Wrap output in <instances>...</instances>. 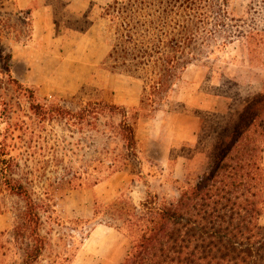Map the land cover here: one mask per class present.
<instances>
[{
    "label": "rangeland",
    "instance_id": "obj_1",
    "mask_svg": "<svg viewBox=\"0 0 264 264\" xmlns=\"http://www.w3.org/2000/svg\"><path fill=\"white\" fill-rule=\"evenodd\" d=\"M26 16L14 10L12 0H0V145L13 158L8 176L23 184L40 214L44 246L34 264H119L130 240L105 225L107 218L94 217V203L108 205L122 198L138 206L148 190L171 200L208 168L211 140H190L200 123L198 113L214 112L217 96L229 105L225 90L242 96L264 91V0H227L215 16L223 27L207 46L195 45L194 52L202 53L181 73L169 105L161 110L141 105L142 82L110 70L106 57L90 69L69 71L86 78L76 92L61 84L53 89L33 85L37 101L46 106L75 109L82 102H105L126 107L129 118L136 119L138 161L112 172L108 160L121 148V140L111 125L119 116L105 114L96 130L80 131L59 119L42 120L30 110L27 94L9 81L4 58L11 41L29 36ZM73 24L58 23V32ZM100 25L108 54L112 24L106 18ZM93 48H87L92 58L98 50ZM259 223L264 225V207ZM35 244L24 197L10 192L0 177V264H23Z\"/></svg>",
    "mask_w": 264,
    "mask_h": 264
},
{
    "label": "trees",
    "instance_id": "obj_2",
    "mask_svg": "<svg viewBox=\"0 0 264 264\" xmlns=\"http://www.w3.org/2000/svg\"><path fill=\"white\" fill-rule=\"evenodd\" d=\"M226 2L114 0L105 9L114 37L106 56L110 70L140 80V104L161 110L169 105L181 73L202 53L194 52L195 45L207 46L223 27L215 16ZM10 58L8 52L4 58L8 79L27 94L36 117L59 119L80 131L96 130L105 114L117 115L120 120L111 128L121 148L108 160L107 169L112 172L138 161L136 119L129 118L126 107L105 102H82L75 109L43 105L33 86L11 75ZM222 94L231 99L225 113L196 111L198 141L211 140L209 165L193 183H185L177 197L167 200L148 190L138 206L122 198L108 205L94 203V217L107 218L105 225L130 240L119 264H264V225L259 223L264 207V91ZM12 166V156L0 145V177L10 192L24 197L36 243L23 264H34L44 246L41 218L23 184L8 176Z\"/></svg>",
    "mask_w": 264,
    "mask_h": 264
},
{
    "label": "crops",
    "instance_id": "obj_3",
    "mask_svg": "<svg viewBox=\"0 0 264 264\" xmlns=\"http://www.w3.org/2000/svg\"><path fill=\"white\" fill-rule=\"evenodd\" d=\"M113 1L12 0L14 10L18 14L27 15L30 34L24 41L10 42L11 75L26 85L39 88L41 85H49L53 89V85L61 84L68 88L67 92H76L77 87L82 86L86 78L81 73L73 75L69 71L90 69L107 55L106 44L101 42L99 31L100 24L106 20L105 9ZM81 22L86 25L76 24ZM58 23L74 24L67 25L63 27L66 30L58 32ZM88 47H91V50L93 47L98 49L93 53V58L89 55ZM41 77L46 81H42ZM51 77L55 79L54 82ZM214 100L212 111L226 112L228 100L219 96ZM199 127L198 122L196 129L191 132L190 140L198 137ZM262 165L264 167V152Z\"/></svg>",
    "mask_w": 264,
    "mask_h": 264
}]
</instances>
